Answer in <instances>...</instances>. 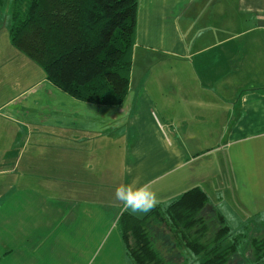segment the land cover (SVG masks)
Listing matches in <instances>:
<instances>
[{
	"label": "crops",
	"instance_id": "crops-1",
	"mask_svg": "<svg viewBox=\"0 0 264 264\" xmlns=\"http://www.w3.org/2000/svg\"><path fill=\"white\" fill-rule=\"evenodd\" d=\"M137 1L129 92L121 105H95L60 94L64 100L53 103L42 121L57 132L28 134L24 151L17 149L16 133H0V174H12L9 181L0 182V264H63L57 252L66 244L65 215L57 203L63 200L45 198L46 190L59 187L85 185L111 196L120 183H147L154 189L182 185L177 192L198 186L206 193L204 186L210 184L209 189L234 190L235 201L251 216L264 212V0ZM153 54L175 61L164 72L174 78L173 85H133L139 64L151 65L147 73L154 74L158 60ZM173 102L176 105L168 107ZM26 104L20 108L27 115L25 124L40 122L30 121ZM154 105L175 117L184 110L179 127L168 125L167 140L153 119ZM57 107L62 112L56 115ZM79 108L87 110L88 124L98 115L99 125L79 121ZM134 108L138 116L131 114ZM104 113L109 121L103 120ZM0 117L17 124L16 129L23 124H18L16 109L7 115L0 111ZM125 124L135 125L137 136L118 137L128 143L113 150V136L99 135ZM90 137L99 151L89 163L77 159L76 150ZM30 143L42 148L27 149ZM17 172L53 174L60 180L18 181ZM87 172V182L76 178V173ZM214 174L227 180L212 184L218 179ZM34 190H40L36 200ZM209 199L206 213H219L225 223L223 200ZM59 223V235L47 246Z\"/></svg>",
	"mask_w": 264,
	"mask_h": 264
},
{
	"label": "trees",
	"instance_id": "trees-1",
	"mask_svg": "<svg viewBox=\"0 0 264 264\" xmlns=\"http://www.w3.org/2000/svg\"><path fill=\"white\" fill-rule=\"evenodd\" d=\"M137 0H12V43L43 67L46 79L69 96L95 105L118 106L128 93L135 40ZM207 193L194 186L158 203L149 213L124 212L116 224L134 264H183L154 246L157 228L176 239L198 264H227L243 243L217 213H206ZM212 214H215L212 215ZM215 217L213 240L206 216ZM161 233V232H160ZM228 234V235H227ZM170 244V242H168ZM255 264H264V236L253 237ZM172 251V250H170Z\"/></svg>",
	"mask_w": 264,
	"mask_h": 264
},
{
	"label": "rangeland",
	"instance_id": "rangeland-1",
	"mask_svg": "<svg viewBox=\"0 0 264 264\" xmlns=\"http://www.w3.org/2000/svg\"><path fill=\"white\" fill-rule=\"evenodd\" d=\"M11 6L12 0H0V111L2 114L7 115L11 110L16 109L19 115L18 124H23L18 125L16 129L15 126L17 124H9L0 117V133H16L20 136L18 140L20 147L17 149H22V151H24L25 139L28 134L32 133L36 136H40L46 133L57 132L55 129L48 128L42 121L51 113L50 107L53 103L64 100V98H59L60 94L66 97H69V95L54 85L48 84L45 79L43 67L12 43L9 36ZM159 59L160 56L153 54V60H158L152 68L154 74L147 73L151 69V65L142 66L139 64L132 77L133 85H173L172 81H174V78L164 72H167L169 70V65H174L175 61H173L171 57ZM177 63L181 64L180 62ZM43 79L44 81H42ZM25 101L27 103L26 108L30 121L40 122L33 125L25 124L27 115L20 109ZM133 105L136 107V102H133ZM174 105H176V102L168 104V107H173ZM126 106L128 108V105ZM159 106L160 105H154L151 107V110H154L152 111V116L163 137L167 140L169 138L168 125L179 127L181 125L179 124V119L183 117L184 110H178L179 115L175 117L171 115L168 110H161ZM79 109H81V111L77 112L78 120L80 121L81 119L82 123L87 125V110L84 108ZM61 110V107H57L55 110V112H57L56 115L62 112ZM138 111L139 109L135 110L134 108L131 114L133 116H138ZM103 115L106 114L104 113ZM105 118H107V121L110 119L107 115L103 117V120H105ZM73 122H75L76 127V121ZM100 122L101 120L98 118V115H95V117L89 121V124L95 127L99 125ZM61 131L68 132L69 130ZM82 133H84V131ZM106 134L113 136L111 148L113 150H120L119 145L121 143L127 144L128 142L122 139L119 140L118 137H123L124 139L136 137L137 131L135 125L125 124L121 128H114L112 132L106 130L99 136H104ZM114 134L117 137H115ZM102 138L104 139L106 137ZM79 146V149L76 150V158L88 160L89 163L90 156L93 155L95 158L97 156L96 152L99 151V148L96 146L95 138L90 137L89 140L79 143ZM40 148L42 147L35 143L27 145V149L39 150ZM109 149L110 147H107V150ZM218 168L221 169V167ZM10 176H12V174H0V182L9 181ZM15 176L18 181L35 180L37 178L40 180L41 177L51 181L55 179L60 180V178H56L57 176L53 174H42L40 172L33 174L17 172ZM213 176L217 175L214 174ZM89 177L90 172L76 173V178H79L83 182H87ZM217 177L218 179L216 181L210 183H223L227 180L222 178V176ZM226 184L228 186L229 182L227 181ZM181 186L177 189H154V187L150 185L152 190L157 194L158 203L166 202L171 197L181 194L184 190L177 192L178 189H182ZM210 186V184L204 186L210 198V202L215 203L217 199L220 198L223 200L221 204L222 209H224L223 205L226 206L227 211L224 214L225 224L229 225L232 233L243 232V243L237 253L229 258L227 264H255L258 254H256L255 249L253 250L250 241L253 237L264 236V212L260 213L258 217L251 216L242 205L235 201L234 190H231L229 187L214 190L209 189ZM39 191L40 190L33 191L34 200L40 196ZM105 191L106 190L89 188L85 185L76 189H61V187H59L45 191L48 194L45 195L48 201L51 200L50 197L63 200L62 202H57L61 212L65 215L63 223L65 226L64 238L66 244L57 251L61 255L63 264H71L69 260L74 261V264H134L125 252V247L116 224L118 216L121 214L122 204L116 199L115 190H113L111 196L108 194L106 195ZM21 197L25 198L23 192H21ZM135 215L143 216L142 214ZM212 215L215 216V214ZM212 215L206 216L207 222H209V225L212 227L207 236V240L209 238V241L213 240L217 233V226H219L215 217ZM154 227L157 228V232L153 233L154 246L157 249L161 251L168 250L174 257L176 256L181 262L183 261V264L199 263L196 257L189 251L178 246L173 248V246L168 243L171 241L174 244L176 239L171 233L168 234L166 232L167 230L165 231V225L161 227L153 226L152 228ZM60 228L61 223L50 233L45 241L47 246L59 235ZM263 253L262 250L259 253L260 256Z\"/></svg>",
	"mask_w": 264,
	"mask_h": 264
},
{
	"label": "clouds",
	"instance_id": "clouds-1",
	"mask_svg": "<svg viewBox=\"0 0 264 264\" xmlns=\"http://www.w3.org/2000/svg\"><path fill=\"white\" fill-rule=\"evenodd\" d=\"M115 197L121 202V214H149L158 204L157 194L147 183H120L115 186Z\"/></svg>",
	"mask_w": 264,
	"mask_h": 264
}]
</instances>
